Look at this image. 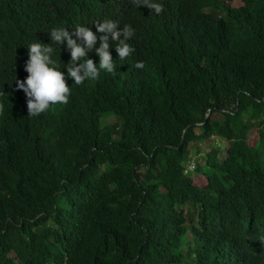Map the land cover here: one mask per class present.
I'll return each instance as SVG.
<instances>
[{
	"label": "trees",
	"instance_id": "trees-1",
	"mask_svg": "<svg viewBox=\"0 0 264 264\" xmlns=\"http://www.w3.org/2000/svg\"><path fill=\"white\" fill-rule=\"evenodd\" d=\"M117 1L0 0V264H264V0H160L115 74L29 115L28 44Z\"/></svg>",
	"mask_w": 264,
	"mask_h": 264
},
{
	"label": "clouds",
	"instance_id": "clouds-1",
	"mask_svg": "<svg viewBox=\"0 0 264 264\" xmlns=\"http://www.w3.org/2000/svg\"><path fill=\"white\" fill-rule=\"evenodd\" d=\"M116 4H126L129 12H122L112 17L113 20L95 21L91 26L94 31L85 25L76 26L71 33L65 27H54L48 32L49 44L36 39L28 44V59L24 65L27 77L23 81L17 80L16 87L25 94L30 116L36 117L53 105L66 104L73 84L96 80L101 71L115 74L117 60L124 61L135 52L129 43L134 29L148 23L149 18L155 21L164 11L160 0H118ZM58 44H65L70 53L66 65L58 58L55 47ZM89 55L97 56L98 63ZM62 68L66 71H61ZM68 80L72 81L71 86Z\"/></svg>",
	"mask_w": 264,
	"mask_h": 264
},
{
	"label": "rangeland",
	"instance_id": "rangeland-1",
	"mask_svg": "<svg viewBox=\"0 0 264 264\" xmlns=\"http://www.w3.org/2000/svg\"><path fill=\"white\" fill-rule=\"evenodd\" d=\"M102 124H103V126L107 124L105 118L102 119ZM256 133L257 132L255 130H253L249 134V137L252 138V139H255V137L257 135ZM213 146H214V144H213ZM219 148H220V151H224L225 150V147H224V145L222 143H220V147ZM201 149L203 150L202 155L196 153L195 149L192 148V152H191L190 157H193V161H195L196 164L203 165L205 163L204 156L206 155V153H208L210 151L211 147L208 146V145H206V144H203L202 147H201ZM197 175L198 174H196V173H192L193 178H196ZM203 182H204V179L203 178H198L196 180L197 185H201L202 186L203 185ZM186 210H188V209L186 208Z\"/></svg>",
	"mask_w": 264,
	"mask_h": 264
},
{
	"label": "built area",
	"instance_id": "built-area-1",
	"mask_svg": "<svg viewBox=\"0 0 264 264\" xmlns=\"http://www.w3.org/2000/svg\"><path fill=\"white\" fill-rule=\"evenodd\" d=\"M194 167H195V162L190 161L186 164V171H190V170L194 169Z\"/></svg>",
	"mask_w": 264,
	"mask_h": 264
}]
</instances>
